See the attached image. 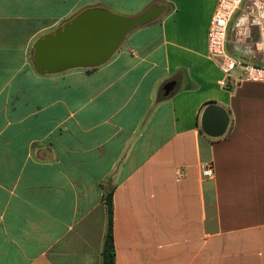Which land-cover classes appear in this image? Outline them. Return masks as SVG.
<instances>
[{
    "label": "crops",
    "instance_id": "0c3cea01",
    "mask_svg": "<svg viewBox=\"0 0 264 264\" xmlns=\"http://www.w3.org/2000/svg\"><path fill=\"white\" fill-rule=\"evenodd\" d=\"M217 1L0 0V264H102L110 191L114 264H264V82L219 85ZM152 4L102 65L33 67L34 42L81 10ZM225 44L264 66V18L239 7ZM211 103L229 117L218 138L200 127Z\"/></svg>",
    "mask_w": 264,
    "mask_h": 264
},
{
    "label": "water",
    "instance_id": "95a60500",
    "mask_svg": "<svg viewBox=\"0 0 264 264\" xmlns=\"http://www.w3.org/2000/svg\"><path fill=\"white\" fill-rule=\"evenodd\" d=\"M163 5L152 4L134 16L117 14L100 6L88 7L53 32L46 33L33 44L32 65L46 74L74 68H95L108 61L134 29L157 19ZM169 82L163 87L166 95L172 89ZM229 126L226 110L214 103L204 107L200 127L205 135L218 138Z\"/></svg>",
    "mask_w": 264,
    "mask_h": 264
},
{
    "label": "built area",
    "instance_id": "2783aa9c",
    "mask_svg": "<svg viewBox=\"0 0 264 264\" xmlns=\"http://www.w3.org/2000/svg\"><path fill=\"white\" fill-rule=\"evenodd\" d=\"M243 7L244 14L257 19L264 17V0H218L210 19L207 32V55L217 61L222 78L218 81L222 88L235 86L240 82H264V66L242 63L233 58L226 49V36L229 21L236 9ZM239 69L237 82L230 79L231 73ZM202 177H212L211 162L200 163Z\"/></svg>",
    "mask_w": 264,
    "mask_h": 264
},
{
    "label": "trees",
    "instance_id": "16d2710c",
    "mask_svg": "<svg viewBox=\"0 0 264 264\" xmlns=\"http://www.w3.org/2000/svg\"><path fill=\"white\" fill-rule=\"evenodd\" d=\"M90 69L93 68H89V70ZM105 203L107 208L108 220H107L106 233H105L104 244L102 249V261H103L102 264H114L115 251H114V244L112 237V192L111 191L105 195Z\"/></svg>",
    "mask_w": 264,
    "mask_h": 264
},
{
    "label": "rangeland",
    "instance_id": "374dc122",
    "mask_svg": "<svg viewBox=\"0 0 264 264\" xmlns=\"http://www.w3.org/2000/svg\"><path fill=\"white\" fill-rule=\"evenodd\" d=\"M104 1L109 3L110 0H104ZM109 4H110V3H109ZM107 5H108V4H107ZM108 6H112V5L110 4V5H108Z\"/></svg>",
    "mask_w": 264,
    "mask_h": 264
}]
</instances>
